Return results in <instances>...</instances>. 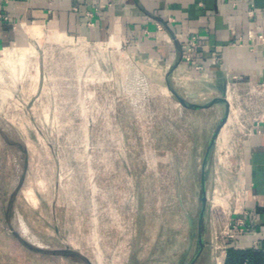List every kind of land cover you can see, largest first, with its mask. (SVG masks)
Segmentation results:
<instances>
[{"label": "rangeland", "instance_id": "obj_1", "mask_svg": "<svg viewBox=\"0 0 264 264\" xmlns=\"http://www.w3.org/2000/svg\"><path fill=\"white\" fill-rule=\"evenodd\" d=\"M31 44L22 66L38 83L0 78V264H188L218 130L205 163L210 252L238 165L241 130L232 115L220 123L228 108L182 106L168 86L209 99L130 53L52 34Z\"/></svg>", "mask_w": 264, "mask_h": 264}, {"label": "crops", "instance_id": "obj_2", "mask_svg": "<svg viewBox=\"0 0 264 264\" xmlns=\"http://www.w3.org/2000/svg\"><path fill=\"white\" fill-rule=\"evenodd\" d=\"M252 3L255 15L249 17ZM54 32L112 48L121 44L126 54L166 80L186 81L183 94L192 100L210 102L225 95L232 82L243 92L262 86L264 108V0H0V78L20 81L26 58L33 55L31 49L36 51L31 42ZM193 37L196 44L190 47ZM189 49L192 60L186 65ZM196 66L202 69L195 78L191 72L190 80H178ZM238 144L231 190L238 187L241 202L230 216L233 237L225 240L226 254L229 248L246 250L264 264V123ZM217 214L212 227L220 224ZM193 264H213L207 247Z\"/></svg>", "mask_w": 264, "mask_h": 264}, {"label": "built area", "instance_id": "obj_3", "mask_svg": "<svg viewBox=\"0 0 264 264\" xmlns=\"http://www.w3.org/2000/svg\"><path fill=\"white\" fill-rule=\"evenodd\" d=\"M233 4H236L238 0H232ZM248 16L253 17L255 15V8L254 4L252 3L250 5V9L248 10ZM256 37L259 40L263 39L262 34H257ZM69 39H77L82 40L79 38L74 37H67ZM85 41V40H83ZM87 42V41H86ZM240 43H243V40L240 39ZM87 44H92L93 47L100 49L102 51L113 49L112 47L107 46L105 43L100 42H87ZM195 37L191 40L190 47L195 46ZM116 51L124 52V46L121 44H117L114 48ZM191 49H189V52L185 56V64H189L192 60L191 55ZM132 55V54H131ZM201 66H196L193 70H187L184 73H181L178 75V80H190L191 77L188 73L193 74V77L195 78V73L199 72L201 70ZM38 71V70H37ZM185 71V70H184ZM30 70L27 71L28 75H24L22 80H26V83L28 84V88L38 83L39 81V75L36 77L33 74H29ZM20 73V75H21ZM192 76V75H191ZM180 83V82H179ZM263 87H250L248 86L246 90L240 91L237 84L235 82H232L231 86H227L225 97L227 100L228 105V118L232 115L236 122V124L239 126V129L241 130V137H245L247 135H250L252 133V128L255 125H258L260 123H264V108H261L260 104L263 102V95H262ZM257 105V107H256ZM259 105V106H258ZM234 196H230V206H228V211L225 212L223 210V213H227L226 216H224V221L219 224V226H214L213 230L211 232V237L208 243L209 250H210V256L213 264H222V258L226 254V244L225 240L226 238H232L233 232L230 226V216L232 213H236L238 210V205L240 204V191L237 188H234L231 191ZM216 205V204H215ZM236 224L238 226L243 225L242 219H237Z\"/></svg>", "mask_w": 264, "mask_h": 264}, {"label": "water", "instance_id": "obj_4", "mask_svg": "<svg viewBox=\"0 0 264 264\" xmlns=\"http://www.w3.org/2000/svg\"><path fill=\"white\" fill-rule=\"evenodd\" d=\"M168 88L170 89V91L174 94V96H176V98L178 99L179 103L187 108H207L209 106H211L212 104H215L217 102H221V103H225L227 105V100L225 95L223 96H219V97H215L213 98L210 102L206 103V104H197V103H191L188 102L186 100V98H184L183 96H181L180 94H178V92H176L175 90H173L172 88H170L168 86ZM228 120V112H225V114L222 116L220 123L223 125L226 123V121ZM217 131L216 130L212 136V138L210 139L208 146L206 148V152L204 155V160H203V164H202V179H201V196H200V202H201V208H200V212H199V229H198V237H197V243H198V251L196 252L195 256L193 257V259L188 263V264H193L194 261L199 257L200 253L202 252L203 248L205 247V242H204V235H203V225H202V221L204 218V212H205V207H206V203H207V195L205 192V163H206V159L208 157L209 151L211 149V147L214 145L215 139H216V135H217ZM188 218V222L190 225H192V219L189 215H187Z\"/></svg>", "mask_w": 264, "mask_h": 264}, {"label": "trees", "instance_id": "obj_5", "mask_svg": "<svg viewBox=\"0 0 264 264\" xmlns=\"http://www.w3.org/2000/svg\"><path fill=\"white\" fill-rule=\"evenodd\" d=\"M259 258L255 254L246 250H235L229 248L224 260V264H257Z\"/></svg>", "mask_w": 264, "mask_h": 264}, {"label": "bare ground", "instance_id": "obj_6", "mask_svg": "<svg viewBox=\"0 0 264 264\" xmlns=\"http://www.w3.org/2000/svg\"><path fill=\"white\" fill-rule=\"evenodd\" d=\"M39 29L38 27H35L34 30ZM52 36H54V38H56L57 40H61V39H64V37L62 35H58L56 33H53ZM163 90H164V87H163Z\"/></svg>", "mask_w": 264, "mask_h": 264}, {"label": "flooded vegetation", "instance_id": "obj_7", "mask_svg": "<svg viewBox=\"0 0 264 264\" xmlns=\"http://www.w3.org/2000/svg\"><path fill=\"white\" fill-rule=\"evenodd\" d=\"M201 179H202V173H201ZM201 183V182H200ZM200 186H201V184H200Z\"/></svg>", "mask_w": 264, "mask_h": 264}]
</instances>
